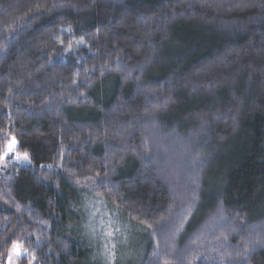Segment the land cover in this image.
Wrapping results in <instances>:
<instances>
[{
    "label": "trees",
    "instance_id": "16d2710c",
    "mask_svg": "<svg viewBox=\"0 0 264 264\" xmlns=\"http://www.w3.org/2000/svg\"><path fill=\"white\" fill-rule=\"evenodd\" d=\"M10 137L0 264H102L88 196L140 264H264V0H0Z\"/></svg>",
    "mask_w": 264,
    "mask_h": 264
},
{
    "label": "rangeland",
    "instance_id": "374dc122",
    "mask_svg": "<svg viewBox=\"0 0 264 264\" xmlns=\"http://www.w3.org/2000/svg\"><path fill=\"white\" fill-rule=\"evenodd\" d=\"M11 139L12 138L10 137L6 143V146L10 143ZM6 146L2 153L3 159H0V170L10 162L20 165H27L30 163L29 158L25 160L23 159V154L17 152V142L14 145L13 151L8 153L7 156H4ZM17 154L20 155V159L16 158ZM85 199L86 201H91L92 208L97 210V212H95L96 214H93V217H91V220L89 221V226H91L89 235H91V238L90 240L87 238L90 247L95 252L93 259L96 258V253H98L99 257L97 258H101L102 264H105L109 261L110 264L112 262L113 264H118L119 262H121V264H140L139 257L144 254L146 245L145 240L139 238V236L136 234L142 236L143 233H139L142 231H138L135 228V232H132L129 228L130 226L123 224L124 222L122 220H119L117 217L114 219L107 216V211L104 212V214L103 212L100 214L101 212H99V210H104L106 205L102 200H96L92 196H88ZM214 220L217 219L215 218ZM211 221H213V219ZM218 225L220 226V224H217V226ZM209 228H211V225ZM109 231L113 233L111 237L107 235ZM13 246L5 259L4 264H18V261L25 255L22 247L19 245L21 254L17 256L15 251H13Z\"/></svg>",
    "mask_w": 264,
    "mask_h": 264
},
{
    "label": "snow or ice",
    "instance_id": "6c2138e0",
    "mask_svg": "<svg viewBox=\"0 0 264 264\" xmlns=\"http://www.w3.org/2000/svg\"><path fill=\"white\" fill-rule=\"evenodd\" d=\"M15 144H16V140H15V138L13 137V138L11 139L10 143L6 146V151H5V153H4V156H7L8 153H10V152L13 151V148H14V145H15ZM16 158H17V159H20L21 157H20L19 154H17ZM0 159H3V157L0 156ZM23 159H25V160L28 159V155H27V153L23 154ZM107 235H108L109 237H111V236L113 235V233H112L111 231H109V232L107 233ZM13 251H15V253H16L17 256H19V255L21 254V252H20V250H19V245H14V246H13Z\"/></svg>",
    "mask_w": 264,
    "mask_h": 264
}]
</instances>
